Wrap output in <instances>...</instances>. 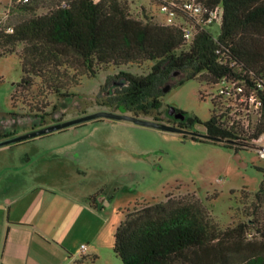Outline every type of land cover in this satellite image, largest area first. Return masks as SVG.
<instances>
[{"label": "trees", "instance_id": "obj_1", "mask_svg": "<svg viewBox=\"0 0 264 264\" xmlns=\"http://www.w3.org/2000/svg\"><path fill=\"white\" fill-rule=\"evenodd\" d=\"M60 1L12 0V31L0 30V47L19 59L18 86H30L33 77H40L47 89L66 96L83 75L93 76L109 65L153 61L146 73L108 75L97 98L118 80L124 84L99 104L136 116L153 114L158 121L164 86L178 72L177 85L190 79L234 85L231 94L241 89L237 98L253 94L260 102L245 122L232 106L233 95L217 91L206 121L187 117L177 122L185 129L202 125L206 137L183 138L239 150L238 145L253 146L264 133V0H200L207 7L222 6L219 31L196 27L188 40L177 26L134 17L127 0H65V7ZM41 7L45 10L39 12ZM13 134L0 130V139ZM257 169L264 175V168ZM95 197H89L94 208ZM263 200L264 179L245 213L248 219L221 228L210 207L193 193L168 194L165 200L125 210L114 230L113 252L122 264H264Z\"/></svg>", "mask_w": 264, "mask_h": 264}, {"label": "rangeland", "instance_id": "obj_2", "mask_svg": "<svg viewBox=\"0 0 264 264\" xmlns=\"http://www.w3.org/2000/svg\"><path fill=\"white\" fill-rule=\"evenodd\" d=\"M127 1L134 17L163 22V16L148 0ZM8 4L13 2L0 0V10ZM43 10L45 7L38 11ZM211 31L217 34L219 26H212ZM20 47L16 45L15 50ZM152 64L153 61L109 65L93 76H81L68 88V94L61 96L47 89L40 77H33L30 86H18L22 77L19 59L16 53L0 47V130L21 134L32 127L98 110L127 113L99 104L124 81L113 83L97 98L101 85L108 75L119 70L141 74L148 72ZM181 78L182 74L175 72L164 86L158 121L176 126L187 117L206 121L212 110L211 95L217 93L220 85L210 86L198 79L177 85ZM139 117L152 120L153 114ZM187 130L204 133L200 124ZM182 134L129 120L98 118L1 146L0 159L11 157L29 166V161L53 157L51 151L55 145L70 146L76 162L85 171L84 187L91 195L105 200L87 217L86 230L76 235L78 244L84 242L94 247L95 255L86 257L82 264H122L112 246L114 230L125 210L165 200L168 194L193 193L210 207L213 219L221 228L248 219L245 213L251 211L253 193L264 179L257 169L264 168V159L258 157L255 142L253 146L238 145L239 150H233L212 142L183 138ZM260 212L264 214V200Z\"/></svg>", "mask_w": 264, "mask_h": 264}, {"label": "crops", "instance_id": "obj_3", "mask_svg": "<svg viewBox=\"0 0 264 264\" xmlns=\"http://www.w3.org/2000/svg\"><path fill=\"white\" fill-rule=\"evenodd\" d=\"M52 148L53 157L29 166L0 159V264H82L95 255L94 247L81 251L84 242L75 238L105 200L96 196V208L90 206L92 193L83 185L85 171L73 150Z\"/></svg>", "mask_w": 264, "mask_h": 264}, {"label": "built area", "instance_id": "obj_4", "mask_svg": "<svg viewBox=\"0 0 264 264\" xmlns=\"http://www.w3.org/2000/svg\"><path fill=\"white\" fill-rule=\"evenodd\" d=\"M27 2L29 0H21ZM157 7L159 13L163 16L164 24H170L179 27L185 39H190L196 27L211 28L214 25H220L222 19V6L216 4L212 7L205 6L200 0H148ZM12 2V0H10ZM12 4H8L7 8L0 10V30L11 32L12 26L8 24L10 17V8ZM60 7L67 6V2L62 0L59 2ZM234 85L222 84L218 88V93L225 97L233 95V107L240 111L241 120L246 122L247 113H255L259 107L260 102L253 94L247 97L237 94L241 92L240 88L236 89V93L231 94ZM241 103L248 105V108H243ZM255 149L260 159H264V133L259 135L255 140ZM81 251H85L86 244L80 245Z\"/></svg>", "mask_w": 264, "mask_h": 264}, {"label": "water", "instance_id": "obj_5", "mask_svg": "<svg viewBox=\"0 0 264 264\" xmlns=\"http://www.w3.org/2000/svg\"><path fill=\"white\" fill-rule=\"evenodd\" d=\"M98 118H107V119H112V120H129L132 121L136 124L143 125V126H148L152 128H156L162 131H170V132H178V133H183L187 135H193V136H198L205 138L206 135L204 133H198L194 131H189L185 128L173 125V124H168L164 122H159L157 120H149V119H144L136 115L128 114V113H117L114 111H105V110H98L89 114H83L81 116L68 119L65 121H58L49 125L41 126L36 129L29 130L27 132L21 133V134H15L11 135L8 137H4L0 139V147L8 144H13L19 141H23L26 139H30L36 136H40L43 134L51 133L54 131H58L61 129H64L69 126L77 125L86 121L98 119ZM236 159L238 163H241L240 160L238 159V156H236Z\"/></svg>", "mask_w": 264, "mask_h": 264}, {"label": "flooded vegetation", "instance_id": "obj_6", "mask_svg": "<svg viewBox=\"0 0 264 264\" xmlns=\"http://www.w3.org/2000/svg\"><path fill=\"white\" fill-rule=\"evenodd\" d=\"M40 127H41V126H40ZM32 129H36V128H33V127H32L31 130H32ZM15 134H16V133H15ZM15 134H13V135H15Z\"/></svg>", "mask_w": 264, "mask_h": 264}]
</instances>
